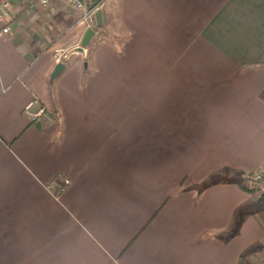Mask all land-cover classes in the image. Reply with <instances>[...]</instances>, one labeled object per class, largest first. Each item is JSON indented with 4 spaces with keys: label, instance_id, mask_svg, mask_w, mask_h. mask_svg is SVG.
<instances>
[{
    "label": "crops",
    "instance_id": "obj_1",
    "mask_svg": "<svg viewBox=\"0 0 264 264\" xmlns=\"http://www.w3.org/2000/svg\"><path fill=\"white\" fill-rule=\"evenodd\" d=\"M32 3L16 0L0 36V245L264 264L240 185L264 173V0H105L82 54L78 17L63 29L52 5L41 33L21 26Z\"/></svg>",
    "mask_w": 264,
    "mask_h": 264
},
{
    "label": "rangeland",
    "instance_id": "obj_2",
    "mask_svg": "<svg viewBox=\"0 0 264 264\" xmlns=\"http://www.w3.org/2000/svg\"><path fill=\"white\" fill-rule=\"evenodd\" d=\"M37 1L38 0H33V3H32L33 7L31 10V12H33V14L31 13V18L29 20L30 22L21 21V23L22 22L24 23L23 25H21L22 27L27 26V28H31L33 30H36V32L40 31V33H41V29L45 25H47V24L52 25L54 22L50 18L47 19V17H45L46 14L50 12L49 9H50V7L52 8V6H53V8H55L54 11H58L60 13H63L64 16L65 15L70 16V18H71V19L69 18L68 24H64V25L62 24L61 27L63 29L72 27V23L74 22V20L77 17L79 18V16H77V15L74 16L73 13H76V12H74L71 8H69L66 5H63V4L59 5L58 4L59 2L57 3V2L51 0L46 7H42L40 5L36 7ZM72 11H73V13H72ZM212 180H214V179H212ZM246 181H247L246 178H245V181L241 180L240 185L242 187H244V186L247 187L248 185H247ZM261 191L257 190L253 193H250V195H252L254 198L253 199L254 202H251L250 205H248L246 207L247 209L245 210V212H249L250 214H255L258 217H262L261 221L263 222L262 226H263V235H264V192H261ZM166 201H165V203H166ZM162 206L163 205H161V208H162ZM160 210H162V209H160ZM150 221L151 220H149L147 222V224H149ZM144 229L145 228L143 227L142 230H144ZM18 230H19V228L16 231V235L19 234ZM142 230L138 234H140L142 232ZM37 239L38 238H36V241L31 242L30 244L28 243L29 245H27V246H26L25 242H18L17 244L15 243L16 250L13 249L14 247L12 244H10V245L1 244L0 250L4 249V250H7L9 252L14 251L16 254L13 256V253H9L6 258H3V259L0 258V264H104L102 262L103 261L102 258H98V256L95 258L94 255L93 256L88 255V257L81 258V259H77V258H73V257L65 259V258H56V257H53L52 255L50 256V253H49V255L47 257L40 258L39 252H41V250L44 251V246L41 248ZM263 242H264V239H263ZM131 243H132V241L128 244V246ZM20 246H23V247H20ZM19 250L21 251V253L19 252ZM255 251H257V257L251 258L252 261H254V262L255 261H257V262L258 261L259 262L264 261V257H263L264 249L257 248ZM115 264H119V258L115 259Z\"/></svg>",
    "mask_w": 264,
    "mask_h": 264
},
{
    "label": "built area",
    "instance_id": "obj_3",
    "mask_svg": "<svg viewBox=\"0 0 264 264\" xmlns=\"http://www.w3.org/2000/svg\"><path fill=\"white\" fill-rule=\"evenodd\" d=\"M51 0H40L39 5L46 7ZM63 5L68 6L79 16L76 26H81L85 31L93 30L96 27L95 14L102 12L105 5V0H56ZM16 0H0V36L8 34L10 28L7 26L12 20V8ZM79 47V46H78ZM85 50V49H84ZM67 54L60 55L59 59H66ZM35 102L29 103L25 109L24 114L30 118L31 121H37L43 114L42 108L33 110ZM247 188L256 189L264 192V174L262 172H254L246 177Z\"/></svg>",
    "mask_w": 264,
    "mask_h": 264
},
{
    "label": "water",
    "instance_id": "obj_4",
    "mask_svg": "<svg viewBox=\"0 0 264 264\" xmlns=\"http://www.w3.org/2000/svg\"><path fill=\"white\" fill-rule=\"evenodd\" d=\"M95 19H96V26L100 27L101 25V12H97L95 14ZM94 31L93 30H87L85 35L82 38L80 46L74 50L75 53L82 54L84 52V49L88 46L89 41L93 37ZM64 66L62 63H59L56 65V67L53 70L52 73V79H54L62 70Z\"/></svg>",
    "mask_w": 264,
    "mask_h": 264
},
{
    "label": "trees",
    "instance_id": "obj_5",
    "mask_svg": "<svg viewBox=\"0 0 264 264\" xmlns=\"http://www.w3.org/2000/svg\"><path fill=\"white\" fill-rule=\"evenodd\" d=\"M98 27H95L94 30H96ZM243 191L247 192V193H253L255 191H257L256 189H249L246 186L242 187ZM260 249H264V242L261 244V246L259 247Z\"/></svg>",
    "mask_w": 264,
    "mask_h": 264
}]
</instances>
